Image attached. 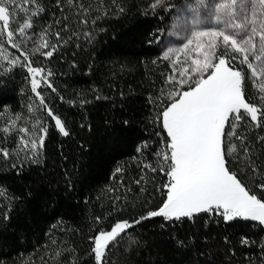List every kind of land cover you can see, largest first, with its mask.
Masks as SVG:
<instances>
[{
	"label": "trees",
	"instance_id": "1",
	"mask_svg": "<svg viewBox=\"0 0 264 264\" xmlns=\"http://www.w3.org/2000/svg\"><path fill=\"white\" fill-rule=\"evenodd\" d=\"M38 2L44 11L33 17L31 30L39 34L48 27L56 51L51 58L33 54L39 38L21 47L33 67L47 66L55 91L41 105L26 67L0 70V149L10 153L7 159L0 155V264H95L90 237L117 221L139 219L163 200L167 177L159 169L165 165L155 155L163 143L155 133L161 131L157 117L170 92L171 69L161 52L182 0H164L156 9L149 7L155 0H59L63 11L56 0ZM15 13L26 18L19 9ZM244 78L248 102L264 109ZM47 107L62 118L69 136L57 132ZM29 120L38 123L37 143L40 129H48L34 157L30 143L25 149L20 141L19 128ZM239 130L250 152L245 156L233 138L228 166L264 199L258 186L264 183V119L257 126L245 116ZM143 142L148 146L138 152ZM162 224L154 218L129 229L109 246L104 264H264V226L258 222L225 223L199 214Z\"/></svg>",
	"mask_w": 264,
	"mask_h": 264
},
{
	"label": "snow or ice",
	"instance_id": "2",
	"mask_svg": "<svg viewBox=\"0 0 264 264\" xmlns=\"http://www.w3.org/2000/svg\"><path fill=\"white\" fill-rule=\"evenodd\" d=\"M163 3L164 0H155L149 7L156 9ZM250 3L252 15L250 21L245 16L240 23L233 24L229 21L225 25V27L230 24L232 27L240 28V32L228 33L223 28L193 31L191 38L181 47H167V50L163 51L162 59L170 61L174 72L178 71L180 77L179 80H176L174 75L168 77L170 84L178 83L180 88L170 91L168 96L161 100L162 107L157 117L161 131L155 135L161 137L163 148L155 155L162 157L165 167H161L159 171L167 177L161 188L163 200L158 207L147 211L139 219L131 222L117 221L110 229L98 230L94 236L90 237L91 253L95 264H104L109 246L118 243L123 234L128 233L129 229L141 224L144 220L162 218L164 224L161 226L163 227L169 222L192 220L199 214H208L222 217L225 223L243 220L258 222L259 225L264 226V199L253 194L228 166L229 154L235 150L231 142L233 138L244 145L245 156L250 152L245 142L246 138L240 134L239 130L244 117L250 118L251 122L257 126L260 125L261 119H264V109L248 102L244 90L245 78L241 71L230 67L229 61L230 51L240 53L243 57L241 63H248L251 67L249 55L257 51V37L259 52L264 53V0H250ZM33 4L36 5L35 11H31ZM242 5L243 0H230V2L215 4V10L226 14L234 13L233 19H235L240 13L248 11ZM56 7L63 11L59 0H56ZM17 9L23 11L26 18L14 31L10 22ZM43 11L38 0H21L20 3L17 0H0V22H2L3 32L7 34L6 44L19 52L16 59L4 56V60L9 61L13 67L20 63L22 67L27 68L31 91L40 99L41 105L45 104L39 92L42 84L53 91L55 88L43 75V69L33 67L30 53L21 47L14 36L19 35L26 40L36 35L29 30L34 26L33 17ZM29 12L30 15H28ZM64 19L67 20L68 17ZM219 19L217 17L218 21ZM56 22L60 23L59 20ZM80 22L86 24L88 21L84 18ZM68 28L69 25L65 23L64 30ZM48 32V27L40 31L38 46L31 50L33 54L39 53L45 58H51L54 55L57 45H50L45 39ZM85 35L90 37L91 33H85ZM56 39L57 41L62 39L59 31L56 33ZM221 39L225 51L217 56ZM41 49L50 50L40 51ZM193 50L196 51V58L191 60L190 68L177 69L176 66L180 62L178 54H183L187 59ZM173 56H176V59H172ZM20 57H23L27 63H22ZM231 59L235 60L237 57L232 56ZM255 59L260 60V55H256ZM7 68L8 65L5 64L4 69ZM48 75L50 76L51 73ZM184 85H188L186 90ZM260 91L264 92V85H261ZM261 99L264 100V97ZM47 115L54 122L55 129L61 136L70 135L62 118L55 114L51 107H47ZM14 126L13 122L10 127ZM10 127H5L3 131L8 133ZM40 131L39 143L36 139L30 143L33 157L37 150L43 147L48 129L42 127ZM19 132L28 134V129L21 127ZM20 141L25 149L29 148V141L25 140L24 136L20 137ZM260 142L264 143V137L260 138ZM147 146V142H143L137 151L142 152ZM0 155L7 159L10 153L0 149ZM144 167L153 172L157 171V168L150 164H145ZM120 171L121 169H116L117 173ZM253 171H256L255 167ZM258 186L264 189V183ZM4 219L7 220L9 217L5 216ZM129 242L136 243L132 238ZM177 243L182 246L181 241ZM242 243L249 244L247 237L242 239Z\"/></svg>",
	"mask_w": 264,
	"mask_h": 264
},
{
	"label": "rangeland",
	"instance_id": "3",
	"mask_svg": "<svg viewBox=\"0 0 264 264\" xmlns=\"http://www.w3.org/2000/svg\"><path fill=\"white\" fill-rule=\"evenodd\" d=\"M18 3L21 2V0H17ZM222 2H230V0H182V4L177 6L175 9V14L172 20V23L170 25V30L167 34L162 52H161V58L163 51L167 50V47H176L179 48L182 46L183 43H186L188 39L191 38V34L193 31H199V30H207L211 28H223L228 33H235L240 32V28L232 27L230 24L229 26L225 27V25L231 21L234 23H240L245 16L248 17V20L250 21L252 19L251 15V3L250 0H243V7L247 8V12L240 13L239 16H237L235 19H233V14H226L225 12H216L215 10V4H219ZM236 11H239V9H236ZM217 17H219V21L217 20ZM22 15H18L16 13L13 14L12 20L10 22L11 28L16 31L20 23L23 21ZM248 27H251V24H248ZM30 33H33L32 30H29ZM36 34V33H35ZM4 35H7L2 30V22H0V65L1 69L4 68V65L7 64L8 66H12L9 61L4 60V56H9L11 59H16L17 56H19V52L17 49L10 48L7 44V38L3 39L2 37ZM32 38L38 39V42L40 41V36L37 33L36 35L32 36ZM14 39L17 40L18 43L21 44L22 41H25L24 38H22L19 35H15ZM45 39L48 41V43L51 45L53 43V39L49 37V35L45 36ZM257 39V51L254 54L249 55V63L252 65L249 67L248 63H241L242 60V54L235 53V52H229V61H230V67H232L235 70L241 71L242 75L245 76L247 74L248 80L250 84L252 85V88L255 92H257L260 97H264V92L260 91L261 85H264V53L259 52V45H258V37ZM38 42L36 46L38 45ZM220 47L217 49V56L223 54L225 51V48L221 41H219ZM22 45V44H21ZM194 49V45L191 46ZM7 49H10V51H7ZM46 49H41L40 51H45ZM18 52V54H17ZM39 54V53H38ZM180 62L177 64V69L183 70L184 68H190L191 66V60L196 58V51L193 50L190 54V57L185 59V56L183 54H178ZM260 55L261 59L256 60L255 56ZM40 57L42 55L39 54ZM232 56L237 57V59L233 60L231 59ZM3 59V64H2ZM172 59H176V56H173ZM163 60V59H162ZM20 61L22 63H25L23 60V57H20ZM168 63L171 74L174 75L176 80H179V74L178 71L174 72L171 62L165 61ZM218 62V61H214ZM3 66V67H2ZM14 67L18 68H25L20 65V63H17ZM43 69V75L49 79L52 83L50 70L47 69V66L39 67ZM2 71V70H1ZM255 73V74H253ZM188 85H184V89L186 90ZM180 88V85L177 84H171V87L169 88L170 91H175ZM51 89L47 87V85H43L39 88V92L41 93L43 99L45 101H51L52 97L50 96ZM49 103V102H48ZM26 129H28V134H24V139L31 141L33 139H37V128L38 123L36 121L29 120L27 122Z\"/></svg>",
	"mask_w": 264,
	"mask_h": 264
}]
</instances>
